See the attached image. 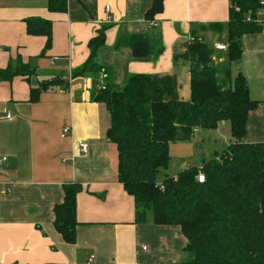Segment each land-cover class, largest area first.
I'll list each match as a JSON object with an SVG mask.
<instances>
[{"label": "crops", "instance_id": "obj_1", "mask_svg": "<svg viewBox=\"0 0 264 264\" xmlns=\"http://www.w3.org/2000/svg\"><path fill=\"white\" fill-rule=\"evenodd\" d=\"M47 4L48 0H0V69L18 57L36 69L30 81L24 76L0 80V161L7 157L0 164V264H156L157 248L141 247L145 243L160 248L158 262L178 264L180 250L187 260V239L179 227L155 225L151 213L146 223L135 222L134 198L118 179V149L108 135L110 114L93 100L95 78H73L72 72L88 60L90 39L105 27L106 42L96 62L111 70L117 91L132 74H175L180 97L188 100L190 63H175L174 52L199 37L214 49L226 84L234 77L231 67L235 75L240 70L246 76L251 97L261 102L249 114L246 141L264 142V30L244 36L238 67L230 65L227 50L216 49V44L226 43L229 0H165L154 26L145 18L152 0H68L66 12H52ZM261 15L264 21V12ZM31 17L53 23L52 47L37 59L46 37L27 33L25 21ZM152 30L164 45L158 56L138 59L130 47L115 48L122 32ZM55 77L69 86L29 101L38 80ZM65 126L71 127L66 135ZM83 142L88 143L86 153L80 148ZM68 183L83 187L77 197L80 224L74 244L54 227V207L64 200Z\"/></svg>", "mask_w": 264, "mask_h": 264}, {"label": "trees", "instance_id": "obj_2", "mask_svg": "<svg viewBox=\"0 0 264 264\" xmlns=\"http://www.w3.org/2000/svg\"><path fill=\"white\" fill-rule=\"evenodd\" d=\"M165 0H152L145 18L154 21L164 10ZM226 44L230 65L240 67L243 38L263 31L264 0H229ZM52 12H66L68 0H48ZM261 11V12H260ZM32 36L46 37L41 54L45 57L53 43V23L42 17L26 19ZM106 29L90 39V56L72 72L73 78L93 74V100L103 103L110 114V140L118 149V179L134 198L135 222L144 224L148 214L160 226L179 227L187 239V260L180 264H264V142H247L248 117L260 105L251 97L247 78L239 72L224 82L223 68L214 61L215 51L199 37L185 41L174 52V62L190 63V98L180 97L175 74H132L121 91L112 83L111 70L97 64ZM127 46L142 59L163 53L159 33H120L115 48ZM33 61V59H32ZM104 71L106 89L98 86ZM35 66L21 58L0 69V80L11 81L35 75ZM69 83L60 78L38 80L29 101L42 92ZM229 122L233 141L214 159L200 168L190 167L176 176L158 181V173L170 163V146L190 141L198 129H216ZM199 169L205 181L197 179ZM81 184L64 185V200L54 207V227L69 244L76 243L77 197ZM93 264H116L115 262Z\"/></svg>", "mask_w": 264, "mask_h": 264}, {"label": "rangeland", "instance_id": "obj_3", "mask_svg": "<svg viewBox=\"0 0 264 264\" xmlns=\"http://www.w3.org/2000/svg\"><path fill=\"white\" fill-rule=\"evenodd\" d=\"M261 14L259 19H262ZM208 42L211 43V40ZM228 68L230 69V67H227L225 71L229 76ZM231 73L235 77L233 67H231ZM232 141L233 137L229 122L220 123L216 129H198L190 141L174 143L171 145L170 163L167 168L160 170L158 173V181H162L167 176L178 175L184 170V166L187 168H200L203 163L208 162L214 159L218 154H221ZM144 245H146L145 247L147 249L149 248V250L157 248L154 255L157 256V260H153V262L156 264H166L158 262L161 260L159 247H156V245L150 247V243L142 244L141 247ZM185 257V254L180 250L176 262L178 264L185 262Z\"/></svg>", "mask_w": 264, "mask_h": 264}, {"label": "built area", "instance_id": "obj_4", "mask_svg": "<svg viewBox=\"0 0 264 264\" xmlns=\"http://www.w3.org/2000/svg\"><path fill=\"white\" fill-rule=\"evenodd\" d=\"M107 9L109 10L110 9V6H107ZM150 25L151 26H154L155 25V21H151L150 22ZM262 26H263V30H264V21L262 22ZM216 49L218 50H227L228 49V44H223V43H220V44H216ZM57 59V58H55ZM106 79H107V76L105 74L104 71H101L98 75V86L102 89H106ZM71 131V127L70 126H65L64 129H63V133L64 135L70 133ZM80 148L82 150L83 153H86L87 150H88V143L87 142H83L81 143L80 145ZM7 161V157H3L2 160L0 161V164L1 163H4ZM197 179L200 183H203L205 181V175L203 173L202 170H200L199 174L197 175Z\"/></svg>", "mask_w": 264, "mask_h": 264}, {"label": "water", "instance_id": "obj_5", "mask_svg": "<svg viewBox=\"0 0 264 264\" xmlns=\"http://www.w3.org/2000/svg\"><path fill=\"white\" fill-rule=\"evenodd\" d=\"M109 136H111V130H110V132H109V134H108ZM186 169V166H184V170Z\"/></svg>", "mask_w": 264, "mask_h": 264}]
</instances>
